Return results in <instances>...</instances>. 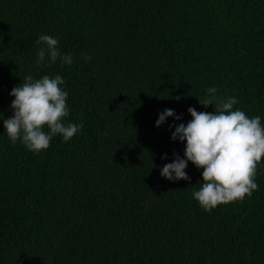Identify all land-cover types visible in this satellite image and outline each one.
<instances>
[{
    "label": "trees",
    "instance_id": "obj_1",
    "mask_svg": "<svg viewBox=\"0 0 264 264\" xmlns=\"http://www.w3.org/2000/svg\"><path fill=\"white\" fill-rule=\"evenodd\" d=\"M40 35L74 62L37 65ZM26 75L62 76L84 125L39 153L3 128ZM208 87L264 125V0H0V264H264V161L251 197L210 212L203 169L161 176L188 108L214 113ZM165 109L181 119L157 127Z\"/></svg>",
    "mask_w": 264,
    "mask_h": 264
},
{
    "label": "clouds",
    "instance_id": "obj_2",
    "mask_svg": "<svg viewBox=\"0 0 264 264\" xmlns=\"http://www.w3.org/2000/svg\"><path fill=\"white\" fill-rule=\"evenodd\" d=\"M36 44L41 45L36 54L37 65L45 62L51 65L57 60L61 66L74 62L73 55L62 54L58 40L50 35H40ZM82 59L87 61L91 57L82 54ZM64 83L60 75H44L39 79L26 75L23 83L12 89L13 115L3 121L10 141H19L29 151L39 153L50 146L54 136L59 134L67 142L83 129L82 120L79 124L64 122L69 116ZM218 92V88L208 87L204 98L198 99L205 108L214 105V113L188 108L192 119L186 125L175 126L171 136L173 141L186 142L185 158L175 156L173 162L165 164L161 170L162 177L173 181L190 179L185 171L188 162L203 169L201 186L192 192V197L205 212L251 197L258 189L255 178L264 161L261 117L250 118L244 111L234 110L237 98L219 96ZM168 117L181 119L174 110L165 109L159 114L156 126L160 127Z\"/></svg>",
    "mask_w": 264,
    "mask_h": 264
}]
</instances>
